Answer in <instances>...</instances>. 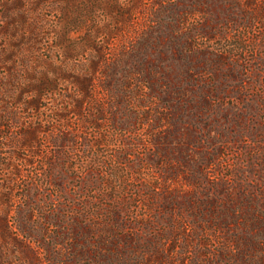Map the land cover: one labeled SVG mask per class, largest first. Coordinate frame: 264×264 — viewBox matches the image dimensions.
<instances>
[{"label":"rangeland","instance_id":"obj_1","mask_svg":"<svg viewBox=\"0 0 264 264\" xmlns=\"http://www.w3.org/2000/svg\"><path fill=\"white\" fill-rule=\"evenodd\" d=\"M245 260L264 0H0V264Z\"/></svg>","mask_w":264,"mask_h":264},{"label":"trees","instance_id":"obj_2","mask_svg":"<svg viewBox=\"0 0 264 264\" xmlns=\"http://www.w3.org/2000/svg\"><path fill=\"white\" fill-rule=\"evenodd\" d=\"M55 86L54 85H51L50 83H44V85H41L40 87L36 88L35 91L38 92V95H40L42 92H46V93H53L55 91ZM41 96V95H40ZM32 107H36L37 106V101L36 102H33L32 104ZM22 147L25 149V147H28V142L25 141L23 144H22ZM242 262H240L241 264ZM239 264V263H238ZM243 264H264L263 262L261 261H253V260H245L243 262Z\"/></svg>","mask_w":264,"mask_h":264}]
</instances>
